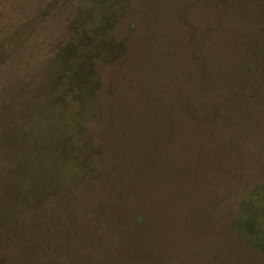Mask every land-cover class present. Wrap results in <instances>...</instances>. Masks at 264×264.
I'll return each mask as SVG.
<instances>
[{
    "label": "rangeland",
    "instance_id": "1",
    "mask_svg": "<svg viewBox=\"0 0 264 264\" xmlns=\"http://www.w3.org/2000/svg\"><path fill=\"white\" fill-rule=\"evenodd\" d=\"M63 4L74 6V16L29 103L37 157L60 170L51 190L91 180L103 166L110 174L120 154L163 127L211 122L254 74L264 75V0H0V61ZM181 155L164 174L178 168L184 178ZM261 174L213 199L223 220L207 264H264ZM95 226L68 232L69 257L97 236L117 246L120 219L103 232Z\"/></svg>",
    "mask_w": 264,
    "mask_h": 264
},
{
    "label": "trees",
    "instance_id": "2",
    "mask_svg": "<svg viewBox=\"0 0 264 264\" xmlns=\"http://www.w3.org/2000/svg\"><path fill=\"white\" fill-rule=\"evenodd\" d=\"M73 8L54 6L0 61V264H64L67 256L65 264H207L223 220L213 199L264 173V75L254 74L211 122L163 127L120 154L110 174L103 166L91 180L51 190L60 170L37 157L41 139L29 103ZM180 155L184 178L178 168L164 174ZM94 213L101 232L121 220L117 246L97 236L69 257L68 232L96 227Z\"/></svg>",
    "mask_w": 264,
    "mask_h": 264
}]
</instances>
